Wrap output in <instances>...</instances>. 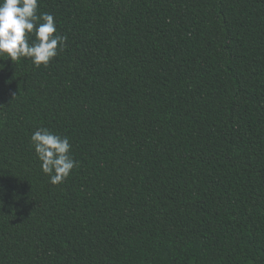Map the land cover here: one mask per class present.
I'll use <instances>...</instances> for the list:
<instances>
[{
	"label": "trees",
	"instance_id": "16d2710c",
	"mask_svg": "<svg viewBox=\"0 0 264 264\" xmlns=\"http://www.w3.org/2000/svg\"><path fill=\"white\" fill-rule=\"evenodd\" d=\"M38 4L68 40L0 56V264H264V0Z\"/></svg>",
	"mask_w": 264,
	"mask_h": 264
},
{
	"label": "clouds",
	"instance_id": "9594fccd",
	"mask_svg": "<svg viewBox=\"0 0 264 264\" xmlns=\"http://www.w3.org/2000/svg\"><path fill=\"white\" fill-rule=\"evenodd\" d=\"M38 8V0H0V56L13 62L28 58L37 67H47L65 48L68 37L58 33L53 15ZM31 142L53 185L62 183L77 166L66 136L39 128Z\"/></svg>",
	"mask_w": 264,
	"mask_h": 264
}]
</instances>
